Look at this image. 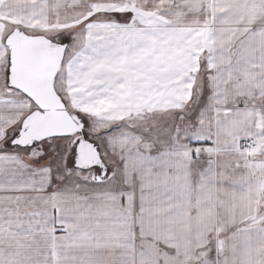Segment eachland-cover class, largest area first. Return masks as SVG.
Segmentation results:
<instances>
[{
	"label": "snow or ice",
	"instance_id": "1",
	"mask_svg": "<svg viewBox=\"0 0 264 264\" xmlns=\"http://www.w3.org/2000/svg\"><path fill=\"white\" fill-rule=\"evenodd\" d=\"M0 264H264V0H0Z\"/></svg>",
	"mask_w": 264,
	"mask_h": 264
}]
</instances>
